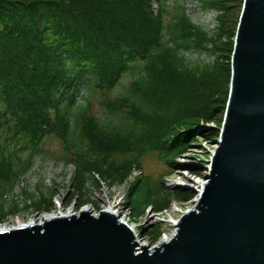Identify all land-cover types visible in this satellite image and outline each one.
Segmentation results:
<instances>
[{"label":"trees","instance_id":"1","mask_svg":"<svg viewBox=\"0 0 264 264\" xmlns=\"http://www.w3.org/2000/svg\"><path fill=\"white\" fill-rule=\"evenodd\" d=\"M155 2L154 13L151 0H0V219L20 209L5 196L50 136L72 165L68 199L81 205L88 183H122L136 169L127 198L139 217L163 207L164 193L143 175L142 157L153 153L173 171L196 133L219 134L243 0H200L218 12L211 31L183 2ZM188 51L216 59L191 60ZM125 73L124 92L104 94L103 116L91 113L86 94L111 92ZM36 190L21 191V206L49 209L54 190Z\"/></svg>","mask_w":264,"mask_h":264},{"label":"water","instance_id":"2","mask_svg":"<svg viewBox=\"0 0 264 264\" xmlns=\"http://www.w3.org/2000/svg\"><path fill=\"white\" fill-rule=\"evenodd\" d=\"M231 52L206 181L171 238L136 248L118 216L79 208L0 229V264H264V0H243Z\"/></svg>","mask_w":264,"mask_h":264},{"label":"rangeland","instance_id":"3","mask_svg":"<svg viewBox=\"0 0 264 264\" xmlns=\"http://www.w3.org/2000/svg\"><path fill=\"white\" fill-rule=\"evenodd\" d=\"M176 1L178 3L183 2L186 12L193 22L202 25L210 31L218 25V13L214 18L215 11H210L212 9H201L199 0H166L169 6L176 4ZM185 55L191 60L199 59L201 62H212L216 59L215 54L209 55L196 51H188ZM131 77L130 74H123L118 86L109 93L95 91L86 94V99L89 98L90 112L103 116L105 111L99 104V99L104 94L113 96L124 92ZM78 102L84 103L85 100L82 97ZM211 126H214L213 122L199 125L200 128ZM218 137L219 134L212 131H209L204 136L196 133L191 147L184 155L182 154L176 158L182 166L177 167L173 171H169L163 161L158 160L153 153L142 157L141 168L143 175L149 177L151 184L164 189L160 202L163 207L154 209L148 206L144 214L137 217L134 214H128L130 210L128 209L127 198L129 185L139 176L136 169L122 183L112 184L101 180L98 181L97 186L88 183L89 199L78 205L75 199H68V191L71 189L72 165L67 163V160L62 157L63 150L60 140L50 136L45 139L43 153L34 156L31 167L5 196L7 203L12 199L18 201L20 209L5 218H1L0 226L10 227L31 219L39 221L46 214L78 212L79 208L86 207L91 211L105 208L114 210L118 216L126 217L128 224L133 226L138 236L140 235L143 238L142 241L153 244L162 237L164 232L172 230V226L169 223L158 220L164 217L162 213L166 211L167 213H164L165 218L172 217L175 219L180 216L181 212L194 205L197 189L206 181L209 159ZM38 186L43 188L51 187L54 190L52 204L49 209H36L32 206L23 208L21 205L25 200L21 191L25 188L27 191L37 195L36 189Z\"/></svg>","mask_w":264,"mask_h":264},{"label":"built area","instance_id":"4","mask_svg":"<svg viewBox=\"0 0 264 264\" xmlns=\"http://www.w3.org/2000/svg\"><path fill=\"white\" fill-rule=\"evenodd\" d=\"M155 6V5H154ZM210 11H213V9L212 10H210ZM215 12V14H214V18L216 17V15H217V11L216 10H214ZM216 25V24H215ZM128 209L130 210V207H128ZM161 213V212H160ZM165 214L167 213L166 211L164 212ZM164 213H162L163 214V216L164 217H162V218H159L158 220H160V221H163V222H167V223H169V225L170 226H172L171 228H172V230L170 231V232H164L163 234H162V237H168L169 236V238H171V235H172V233H173V230H174V227H175V225H176V222H177V220H178V218H175V219H173L172 217L171 218H165V215H164ZM182 213V212H181ZM128 214H131V210L128 212ZM125 216V215H124ZM119 218L121 219V220H123V221H125V222H127L128 223V220H126V217H122V216H119ZM132 228H133V226H131ZM135 232V231H134ZM135 234V239H136V241H137V244H138V246L136 247V248H138L139 247V238H141V239H143L140 235L138 236V234L135 232L134 233ZM143 242L145 243V245H147V246H149V248L153 245V244H149L148 242H146V241H144L143 240Z\"/></svg>","mask_w":264,"mask_h":264},{"label":"bare ground","instance_id":"5","mask_svg":"<svg viewBox=\"0 0 264 264\" xmlns=\"http://www.w3.org/2000/svg\"><path fill=\"white\" fill-rule=\"evenodd\" d=\"M204 183L205 182H203L202 183V185H200V187H199V189H197L198 190V192H199V190L201 189V187L204 185ZM86 208V207H85ZM86 210H88V208H86ZM106 211H109V209H105ZM91 211V210H90ZM112 211V210H111ZM110 211V212H111ZM57 214H59V213H56L55 215H57ZM64 214V213H63ZM62 214V215H63ZM53 214H46V215H44L41 219L43 220L44 218H49V217H51ZM41 221V220H40ZM33 222V220L31 219V220H29V221H27V222H24V223H19V224H16V225H21V224H31ZM16 225H14V226H16ZM5 228H8L7 226H0V229H5ZM167 238H169V236L167 237ZM139 244L140 245H145V243L142 241V239H139Z\"/></svg>","mask_w":264,"mask_h":264}]
</instances>
